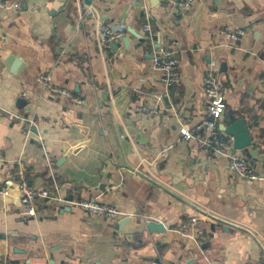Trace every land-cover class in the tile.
Masks as SVG:
<instances>
[{
  "label": "crops",
  "instance_id": "1",
  "mask_svg": "<svg viewBox=\"0 0 264 264\" xmlns=\"http://www.w3.org/2000/svg\"><path fill=\"white\" fill-rule=\"evenodd\" d=\"M178 1L0 0V189L22 162L35 188L167 229L131 243L116 220L77 207L41 201L27 216L13 191L0 198V264H264V182L233 174L181 132L204 117L214 65L220 136L233 141L223 129L243 120L252 145L234 150L264 175V0H195L184 15ZM90 4L126 27L108 53L95 25L80 23ZM155 49L177 59L170 87Z\"/></svg>",
  "mask_w": 264,
  "mask_h": 264
},
{
  "label": "built area",
  "instance_id": "2",
  "mask_svg": "<svg viewBox=\"0 0 264 264\" xmlns=\"http://www.w3.org/2000/svg\"><path fill=\"white\" fill-rule=\"evenodd\" d=\"M104 1V0H100ZM195 0H180L175 3V7L180 15H184L192 6ZM80 23H93L96 27L95 35L98 44L103 53H108L111 44L120 42L126 35L127 30L123 25H113L104 22L97 9L90 4L86 6L80 14ZM151 26L145 25V29L150 31ZM244 35L242 31L230 32V38L237 41ZM153 57L154 67L157 68L163 76V82L166 87L172 86L178 77V62L173 52L165 49H155ZM41 83L49 87L51 77L41 78ZM205 93V112L204 117L199 124L192 129L183 128L182 138L185 141H192L204 150L211 160L223 159L228 162L230 172L237 176L251 181L264 182V175L259 174L250 165L246 157L240 156L234 150L233 141H229L220 136L219 124L225 113L223 105L222 84L218 78V69L211 65L203 80ZM61 95L67 96L68 92L60 90ZM8 185L0 189V198H8L13 191L18 193V203L25 211L27 216H36L37 205L41 201H50L60 205H67L80 208L85 212L101 216L109 220H117L129 215L124 214L113 206L100 204L94 200L67 199L61 196L59 187L35 188L30 185L26 177V169L22 162L18 163L17 178L9 181ZM139 216V215H137ZM145 222H152L151 218L139 216Z\"/></svg>",
  "mask_w": 264,
  "mask_h": 264
},
{
  "label": "water",
  "instance_id": "3",
  "mask_svg": "<svg viewBox=\"0 0 264 264\" xmlns=\"http://www.w3.org/2000/svg\"><path fill=\"white\" fill-rule=\"evenodd\" d=\"M148 1L151 8H155L160 4V0ZM114 45L115 44H113V46ZM6 62L9 67L13 68V72L15 73L18 69L17 66L22 65L20 60L15 56H9ZM223 131L233 138L235 150H244L251 147L252 135L243 120H236V122L230 124L228 127H224ZM115 228L131 243L137 235H143L145 233L164 234L167 232L164 224L160 222L152 221L148 223H139L134 216H126L117 219L115 221Z\"/></svg>",
  "mask_w": 264,
  "mask_h": 264
}]
</instances>
